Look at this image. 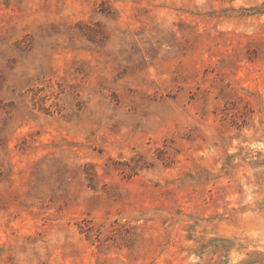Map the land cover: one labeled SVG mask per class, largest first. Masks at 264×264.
<instances>
[{"label": "rangeland", "instance_id": "obj_1", "mask_svg": "<svg viewBox=\"0 0 264 264\" xmlns=\"http://www.w3.org/2000/svg\"><path fill=\"white\" fill-rule=\"evenodd\" d=\"M0 264H264V0H0Z\"/></svg>", "mask_w": 264, "mask_h": 264}]
</instances>
